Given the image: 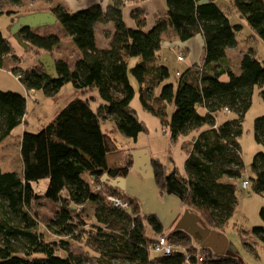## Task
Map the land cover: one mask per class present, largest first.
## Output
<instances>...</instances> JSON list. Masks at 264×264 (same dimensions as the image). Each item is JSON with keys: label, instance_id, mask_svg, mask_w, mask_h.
Returning a JSON list of instances; mask_svg holds the SVG:
<instances>
[{"label": "trees", "instance_id": "obj_1", "mask_svg": "<svg viewBox=\"0 0 264 264\" xmlns=\"http://www.w3.org/2000/svg\"><path fill=\"white\" fill-rule=\"evenodd\" d=\"M24 1L0 0V19L4 15L10 24L15 22L18 12L6 4L20 6ZM133 1L139 0H110L105 7L93 3L77 10L52 2L56 23L79 53L72 61L56 60L54 73L41 63H24L0 30V68L7 59L13 60L11 71L26 92L53 96L70 82L82 94L70 99L36 132H22L19 169L0 166V264H83L82 256L69 248L76 241L91 245L102 264H244L237 256L211 253L199 263L196 247L166 257L151 254L148 233L164 231L158 218L138 214L136 205L121 209L103 198L104 188L108 193L117 191L101 181L103 173L111 178L125 176L132 159L110 165L107 155L117 150V143L103 131L102 122L111 121L122 137L133 141L145 130L130 106L135 95L130 78H134L141 107L168 127L172 140L193 132L185 148V174L175 169L161 173L152 159L155 182L193 210L201 225L221 231L237 205L235 179L245 174L238 137L255 86L264 101V60L248 50L240 55L237 71L228 60L227 51L237 46L236 33L244 28L240 22H231L229 11L237 12L264 43V0H165V13L156 14L152 25L145 20L144 10L134 6L129 15L135 25L128 26L123 8ZM107 23L113 31L108 45L101 47L95 26ZM168 33L179 41L197 35L203 41L201 60L184 71L176 70L174 82L166 81L170 71L159 55ZM19 36L36 54L51 53L61 42L58 32L41 33L35 28H21ZM178 54L183 61V52L176 58ZM91 90L96 91L97 100L84 95ZM26 100L22 93L0 89V143L25 119ZM168 106L173 108L169 118ZM219 114L223 115L220 120ZM253 137L264 147V114L254 118ZM41 179H47V184L37 191L34 183ZM244 180L254 192H264V150L254 153L248 177L241 183ZM41 197L58 206L46 223L52 238L40 229L32 213ZM84 206L90 211L88 219L78 211ZM259 215L262 224L254 226L252 233L264 244V205ZM170 233L183 245L189 238L179 229Z\"/></svg>", "mask_w": 264, "mask_h": 264}, {"label": "rangeland", "instance_id": "obj_2", "mask_svg": "<svg viewBox=\"0 0 264 264\" xmlns=\"http://www.w3.org/2000/svg\"><path fill=\"white\" fill-rule=\"evenodd\" d=\"M70 1L64 0L63 2L62 0H26L20 6L8 4H6V6L11 10L17 11L18 14L15 13V16L18 18L19 16L30 13V10L32 9H36V11H39L40 9L44 11H50V7L52 6L51 2H53V4L60 2L68 7L71 4ZM145 1L146 0H139L138 2L133 1L127 3L124 6L123 11L125 8H127L126 11L128 12V16H126V18L124 17L125 23L128 26L135 25L134 18L129 15L130 10L134 6L142 8L144 10L145 20H148L150 16L153 17V15H150L149 10L147 9L149 5L143 4V2ZM217 1L219 3H227L228 0ZM67 2L68 6L65 4ZM108 3H110V0H107L106 4H104L103 7H105ZM229 17L232 23L240 22L244 25V28L236 33V39L238 41L237 46L228 49L227 52L228 60L234 67L233 69L235 71L238 70V61L240 59V55L248 50H252L256 56L264 60V43L256 35L252 34L250 27L246 24L245 20L238 15L237 12L230 10ZM55 23L43 29H38V31L41 33L52 31L59 33L61 42L49 54H51V58L55 61L58 59H63L66 62V57L69 58L68 56H72L71 58H73L75 56V54L72 53L74 51V46L70 42L69 38L60 30V27ZM10 25L12 24H10L9 18L3 15L0 19V30L2 31L3 35L9 39L12 45V51L23 62L26 61L27 64L31 63L35 59V50L28 47L23 48L11 33ZM171 36V33L166 34L164 40H167V42L171 41ZM186 41L188 44L184 43ZM180 42L181 44L179 46L168 47L164 45L159 50L161 62L166 64L170 71V77L166 81L169 80L174 82L176 78L175 71H184L190 64V60L188 59V57H186L189 52L187 48L188 45L189 48H191L192 56L196 60L200 61L202 58L203 47L201 44L197 43V40L195 38ZM182 52L185 55V61H179L176 58V54H182ZM134 60L135 58L131 59L130 65L133 64ZM13 66H15L14 62L9 58L5 62V65L0 68V89L15 91L26 95L27 111L25 119H23L21 123L15 126L11 130V133L0 143V166L4 170H17L20 168L18 145L22 132L24 130L36 132L47 121H50V119L53 118L54 114L70 99H72L73 95H75L76 93L71 83L66 82L53 96L44 95L41 91H31L27 94L23 84L19 81L16 74L11 71ZM130 79L133 82V85H135V95L130 101V106L135 110L137 118L143 122L145 130L138 135L135 141H133L132 139H126L122 137L118 133L116 128H113L110 124H106V121H103V131L107 130L108 135L117 143V150L107 155L110 165H115L111 164L112 161L116 163V165H122L129 158L132 159V153H128L127 148L130 145H133L135 147L147 149L151 156V165L153 159L157 162L158 167H160V170L162 171L161 173H164L165 171H173L175 169V171L179 175H184V161L186 157L185 148L189 146L188 143L192 138L193 132H189L186 135H180L177 139L172 140L170 138L168 127L162 125L158 117L152 115L141 107L137 93V83L134 78L131 77ZM222 79H225V77H223ZM93 94L97 95L95 90L93 91ZM79 95L82 96L80 93ZM32 97L35 100H37L38 98V101H33L31 99ZM94 101L91 102L92 106L96 104ZM172 111V106H168L167 118L170 117ZM262 114H264V101L261 100L258 87L255 86L252 93L251 105L245 112L242 120V133L238 137V142L241 149V157L245 167V174H243L241 178L235 179V182L237 184V205L227 225L221 231H219L224 235L231 248L234 249L237 257L244 264H264V244H262L252 233V228L254 226L262 224L259 211L261 206L264 205V192L256 193L251 189L250 185L246 189H243L241 187V180L248 177L249 164L254 153L259 150H264V147L261 144L257 143L253 137L254 118ZM227 115L233 116L232 113H229ZM222 117V114H219L217 116L219 120L222 119ZM183 145L185 146L183 147ZM129 172H131L137 178L142 177L141 174L134 171L133 167L130 168ZM46 184L47 179H41L40 181L34 183V187L35 189H37V191H43L46 187ZM104 190L106 191L105 188ZM57 207L58 206L56 204L45 200L43 197L37 200L32 207V213L38 219L40 229L44 231L46 230V232L48 233L46 234V236L50 238L54 236H52L53 234H50L51 229H48L46 223L48 222V219L54 215ZM184 210H187V208L181 205L180 211L183 212ZM78 211L80 212V214H82V216L88 219V216L86 215L89 214L90 211L87 206H84L83 210L78 207ZM191 212L195 213L193 210ZM90 220L91 219H89L88 221L90 222ZM172 230L173 226L169 227L166 230L164 229V231L169 235L171 234L170 232ZM148 235L151 239L154 236L152 235V233H148ZM168 237V242L173 246H177V248L185 249V251L188 252L186 249L190 247H196L197 251H199L198 249L200 248V246L197 244L195 239L191 240L188 238V240H186L185 244L183 245L181 241H178V239L174 236L172 237L171 235ZM69 248L75 254H79L82 256L83 264L103 263L102 261L98 260L97 251L91 245L89 246L82 241L72 242L69 245ZM151 254L157 255L156 253Z\"/></svg>", "mask_w": 264, "mask_h": 264}, {"label": "water", "instance_id": "obj_3", "mask_svg": "<svg viewBox=\"0 0 264 264\" xmlns=\"http://www.w3.org/2000/svg\"><path fill=\"white\" fill-rule=\"evenodd\" d=\"M56 17L51 11H36L19 16L11 25V33L18 43L27 48L28 44L23 42L19 36L21 28H37L39 26L52 25L56 22ZM46 62L41 64L51 73L55 70V60L51 54H45ZM132 167L135 172L141 174V178L135 177L131 172L125 176L111 178L107 173H103L101 181L118 190L124 191L129 196L135 198L141 205L143 214L154 215L162 223L164 229L173 226L187 232L190 236L201 237L198 243L204 248L211 249L217 255L237 256L231 248L227 239L221 232L211 230L200 225L197 214L190 210L180 211L181 202L175 196L164 193L155 182L154 171L151 165V157L145 148L136 149L133 152ZM217 243L221 244L217 248ZM226 246L228 249L226 250Z\"/></svg>", "mask_w": 264, "mask_h": 264}, {"label": "crops", "instance_id": "obj_4", "mask_svg": "<svg viewBox=\"0 0 264 264\" xmlns=\"http://www.w3.org/2000/svg\"><path fill=\"white\" fill-rule=\"evenodd\" d=\"M62 1L64 2V0H62ZM67 1H70V0H67ZM72 1H74V2H72ZM70 2H71V4L69 6H68V2L65 3L68 6L67 8H69V10H77V9L86 7L88 5H91L92 2L93 3H100L102 6H104V4H106L107 0H79V1L71 0ZM51 4H52V2H51ZM143 4L149 5V7L147 9L149 10L150 15H153V17L150 16V18L147 20V22H148L149 25L152 23V19L154 18V16L156 14H163L166 11L165 0H157V2H156V0H146L145 2H143ZM147 9H145V10H147ZM126 10H127V8H125L124 9V12H123L125 18H126V16H128V12ZM39 11H44V10H41L40 9ZM33 12H36V11H33ZM55 24L58 25V23H55ZM48 26H51V25L39 26V27H37V29H43V28L48 27ZM112 31H113V25L111 23H107V24H97L95 26V34H96L97 44L99 46H101V47L107 46L108 43H109V41H110V33ZM171 37H172L171 41H168L167 42V40H164L163 43H162V46L165 45V46H168V47H176V46H179L181 44V42L174 35H172ZM193 38H195L197 40V43L201 44L202 47H203V41H202V37L200 35L194 36ZM184 43L186 44L187 41L184 42ZM187 48H188L189 52H188V55L186 57H188V59L190 60V64L188 66H191L194 63L199 62V60H196L192 56V51H191V48H189V45L187 46ZM74 51L72 53L75 54V56L73 58H71L72 56H68L69 58L66 57L67 61H72V60H74L79 55V53H78V51H77V49L75 47H74ZM45 54L46 53H42V54H36L35 53V55H34V58L35 59L31 63H29V64L36 65V64L41 63V62L42 63L43 62H46ZM31 91L36 92L34 90H29V91H27V94H28V92H31ZM75 92L76 93H75V95H73V97L76 96V95H79V92H77V90H75ZM87 94L95 97V95L93 94V91L92 90L91 91H87L84 95H87ZM31 99L33 101H38V98H37V100H35L33 97ZM95 99L97 100L96 97H95ZM106 124H110L113 128H115L111 121H106ZM102 125H104V123H102ZM105 132L108 134L107 130H105ZM136 149H140V148L139 147H135L133 145H130L127 148L128 153H132V163H133V158H134L133 152Z\"/></svg>", "mask_w": 264, "mask_h": 264}, {"label": "built area", "instance_id": "obj_5", "mask_svg": "<svg viewBox=\"0 0 264 264\" xmlns=\"http://www.w3.org/2000/svg\"><path fill=\"white\" fill-rule=\"evenodd\" d=\"M126 1V0H124ZM177 59L181 60L182 57L180 54L177 55ZM241 187L243 189H246L248 187L247 181H242ZM98 190V187H97ZM103 198L106 203L109 205L121 208V209H128L131 210L135 205L139 207V210L137 211L138 214H143V211L140 207V203L133 197L129 196L127 193L121 190H117L115 193H108L105 190L102 191ZM187 233V232H186ZM188 234V233H187ZM169 234L165 231L161 233L154 234L153 238L149 240V243L147 245L148 251L151 253H156L161 256H170L177 250H182V248H177V246L171 245L169 241ZM189 236V239H195L194 237ZM196 240V239H195ZM197 242V240H196ZM197 244L200 246L198 249L197 260L198 262H202L204 260V257L207 253H211L213 255H217L209 248L202 247L198 242Z\"/></svg>", "mask_w": 264, "mask_h": 264}, {"label": "flooded vegetation", "instance_id": "obj_6", "mask_svg": "<svg viewBox=\"0 0 264 264\" xmlns=\"http://www.w3.org/2000/svg\"><path fill=\"white\" fill-rule=\"evenodd\" d=\"M118 190V189H117ZM201 225V224H200ZM203 226V225H202ZM195 239L197 240V241H199L200 239H201V237L199 236V235H197L196 234V237H195ZM200 242V241H199ZM200 244V243H199ZM221 247V244L220 243H217V248H220ZM226 250L228 249V246H226V248H225Z\"/></svg>", "mask_w": 264, "mask_h": 264}]
</instances>
